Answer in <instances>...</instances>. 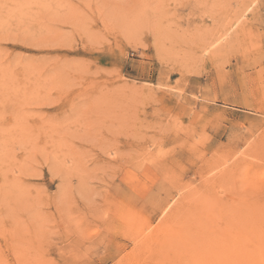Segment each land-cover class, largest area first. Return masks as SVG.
<instances>
[{"label":"rangeland","instance_id":"rangeland-1","mask_svg":"<svg viewBox=\"0 0 264 264\" xmlns=\"http://www.w3.org/2000/svg\"><path fill=\"white\" fill-rule=\"evenodd\" d=\"M236 254L264 264V0H0V264Z\"/></svg>","mask_w":264,"mask_h":264},{"label":"bare ground","instance_id":"bare-ground-1","mask_svg":"<svg viewBox=\"0 0 264 264\" xmlns=\"http://www.w3.org/2000/svg\"><path fill=\"white\" fill-rule=\"evenodd\" d=\"M237 175H238V174H237ZM237 177H238V176H237ZM191 222H192V221H191ZM187 223H188V222H187ZM193 223H194V222H193ZM190 225H191V223H190ZM193 225H194V227H197V226H195V224H193ZM189 228H190L191 231L189 230L188 232H191V235H192V236L195 235V234H199V232H198V233L195 232V230H196L197 228H195V229H194V228H191V227H189ZM189 228H188V229H189ZM198 229H200V227H199ZM198 229H197V230H198ZM193 231H194V232H193ZM198 231H199V230H198ZM200 232H201V230H200ZM201 233H202V232H201ZM201 233H200L199 235H201ZM189 234H190V233H189ZM204 234H205V233H204ZM202 236H204V235H202ZM188 237H189V236H188ZM189 238H191V240H192V237H189ZM193 238H194V237H193ZM200 238H201V237H200ZM203 238H204V237H203ZM195 239L197 240V238H195ZM201 239H202V238H201ZM205 239H206V238H205ZM196 240L194 241V244H195ZM202 240H203V239H202ZM202 240H201V242H202ZM187 241H188V239H186V241H184V242L187 243ZM233 241H234V240H233ZM204 242H205V241H204ZM229 242H230V241H229ZM182 243H183V241H182ZM200 244H201V243H200ZM205 244H206V243H205ZM205 244H204V245H205ZM238 244H239V243H238ZM190 245H191V246H194V247L196 246V245H193L191 242H190ZM190 245H189V246H190ZM229 245H230V244H229ZM200 246H201V245H200ZM236 246H237V245H236ZM184 247L186 248V246H184ZM196 247H197V246H196ZM196 247H195V248H196ZM201 247H203V246H201ZM206 247H207V246H205V248H206ZM208 247H209V246H208ZM213 247H214V246H213ZM178 248H179V247H178ZM228 248H230V247H228ZM233 248H234V247H232V248H230V249L233 250ZM203 249H204V248H203ZM225 249H227V248H225ZM183 250H184V249H183ZM185 250L189 251V249H185ZM197 250H198V252H200V249L196 248V251H197ZM204 250H205V249H204ZM222 250H223V249H222ZM228 250H229V249H228ZM187 251H186V252H187ZM193 251H194V250H193ZM193 251H192V253H193ZM219 251H221V250H219ZM219 251H218V252H219ZM238 251H239V250H238ZM238 251H236V252H238ZM241 251H242V250H241ZM184 252H185V251H184ZM205 252H206V250H205ZM205 252H202V255H205ZM215 252H216V250H215ZM223 252H224V251H223ZM230 252H231V251L226 252V253H228V255H229ZM192 253H191V251H190V254H192ZM203 253H204V254H203ZM210 253H211V252H210ZM232 253H234V251L231 252V254H232ZM239 253H240V251H239ZM251 253H252V252H251ZM194 254H196V253H194ZM194 254H193V257H194V263H195V255H194ZM198 254H199V253H198ZM224 254H225V253H224ZM178 255H179V254H178ZM211 255H212V254H211ZM213 255H214V254H213ZM236 255H237V257H238V254H236ZM251 255H252V254H251ZM251 255H250V256H251ZM191 256H192V255H191ZM206 256H207V252H206ZM234 256H235V254H234L233 256H229V257H234ZM182 257H183V254H182ZM202 257H204V256H202ZM213 257H215V255H214ZM229 257H228V258H229ZM240 257H242V256H240ZM188 258H189V257H188ZM215 258H216V257H215ZM218 258H219V257H217V259H218ZM234 258H235V257H234ZM234 258H231V262L233 261L232 263H234L235 261L238 260L237 262H235V263L238 264L239 261H242V258H241L240 260H239V257H238L237 260H234ZM252 258H254V256H253ZM184 259H185V258H184ZM190 259H193V258L191 257ZM190 259H188V260H190ZM197 259H199L198 261H200V259H201V254H200L199 256L197 255ZM197 259H196V260H197ZM205 259H206V257H205ZM213 259H214V258H213ZM223 259H225V257H224ZM223 259H221V260H223ZM226 259H227V258H226ZM182 260H183V259H182ZM214 260H215V259H214ZM229 260H230V259H229ZM229 260H228V259H227V261L225 260V261H226V264H227V262H228ZM203 261H204V260H203ZM205 261H206V260H205ZM216 261H220V260H216ZM183 262H184V261H183ZM186 262H187V261H186ZM201 262H202V261H201ZM214 262H215V261H214ZM194 263H193V264H194ZM197 263H198V262H197ZM205 263H207V262H205ZM215 263H216V262H215ZM219 263H220V262H219ZM221 263H222V262H221ZM200 264H201V263H200ZM202 264H203V262H202ZM208 264H209V262H208ZM242 264H243V263H242ZM245 264H246V263H245Z\"/></svg>","mask_w":264,"mask_h":264}]
</instances>
